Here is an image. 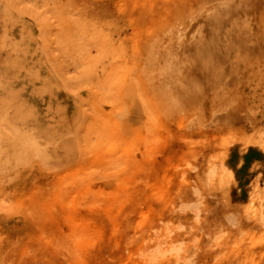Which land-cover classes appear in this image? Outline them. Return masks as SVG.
I'll return each mask as SVG.
<instances>
[{"label":"rangeland","instance_id":"374dc122","mask_svg":"<svg viewBox=\"0 0 264 264\" xmlns=\"http://www.w3.org/2000/svg\"><path fill=\"white\" fill-rule=\"evenodd\" d=\"M240 2L0 0V264H264V0Z\"/></svg>","mask_w":264,"mask_h":264},{"label":"bare ground","instance_id":"6f19581e","mask_svg":"<svg viewBox=\"0 0 264 264\" xmlns=\"http://www.w3.org/2000/svg\"><path fill=\"white\" fill-rule=\"evenodd\" d=\"M238 2H240L241 0H237ZM245 1V0H244ZM248 2V1H247ZM254 3V2H253ZM237 4H239V3H237ZM240 4H242L241 2H240ZM239 4V5H240ZM242 5H244L245 6V4H242ZM254 6H257V5H255L254 4ZM253 6V7H254ZM237 7L238 6H236V9L234 10V11H237L238 9H237ZM241 7H243V6H241ZM245 8V7H244ZM257 7H255V9H256ZM240 10H241V8H240ZM242 10H244V9H242ZM249 10V9H248ZM245 11V10H244ZM243 11V12H244ZM252 11V10H251ZM250 11V12H251ZM253 11H255V10H253ZM257 11V10H256ZM238 12V11H237ZM242 12V11H241ZM248 12V11H247ZM245 13V12H244ZM249 13V12H248ZM230 14V13H229ZM241 14V13H240ZM248 15V14H247ZM227 16V15H226ZM231 16V15H230ZM243 16V15H242ZM252 16V15H251ZM256 17V16H255ZM239 19V18H238ZM248 19V18H247ZM237 21H239V20H237ZM242 21V20H241ZM240 21V22H241ZM247 21V20H246ZM250 21V20H249ZM257 21V20H256ZM255 21V22H256ZM249 23V22H248ZM244 24H246V23H243L242 25H244ZM231 24H228V21H227V19L225 18V17H223V19L221 18V20L220 21H218L217 22V25H216V27H217V29L219 28V30H224V28H228L229 26H230ZM240 25V24H239ZM249 25V24H248ZM246 26V25H245ZM252 27V26H251ZM246 28H247V26H246ZM253 28V27H252ZM251 28V29H252ZM231 29V28H230ZM254 29H255V27L253 28V31H254ZM247 30H248V28H247ZM246 30V31H247ZM229 31V30H228ZM227 31V29H226V34H228L229 32ZM236 31V30H235ZM234 31V32H235ZM250 31V30H249ZM228 32V33H227ZM234 32H233V35H234ZM244 32V31H243ZM248 32V31H247ZM222 33H223V31H222ZM222 35V34H221ZM223 35H224V33H223ZM217 37H219L218 35H217ZM220 39H222V37L220 38ZM219 39V40H220ZM224 39H226L225 37H224ZM228 39V38H227ZM227 41V40H226ZM240 43V42H239ZM216 45L217 46H221L220 45V42L217 40L216 41ZM7 46V45H6ZM154 46H155V44H154ZM153 47V46H152ZM8 52V51H7ZM1 62V61H0ZM1 63H3V62H1ZM7 64V63H6ZM9 64V63H8ZM1 65V64H0ZM3 66V65H2ZM1 68H4V67H1ZM2 71V70H1ZM11 71V70H10ZM3 72V71H2ZM13 72V71H12ZM1 73V72H0ZM14 74V73H13ZM9 76H11V74L9 75ZM2 77V76H1ZM5 77V76H4ZM10 78V77H9ZM6 79V78H5ZM12 79V78H11ZM1 80V79H0ZM11 81H13V80H11ZM11 81H9L10 83H11ZM16 81V80H15ZM7 82V81H6ZM12 85V84H11ZM10 86V85H9ZM14 86V85H13ZM0 87H3L6 91H13L14 92V89L12 88V86L11 87H8L6 84H4V85H0ZM15 93V92H14ZM16 94V93H15ZM3 96V95H5L3 92H1V89H0V96ZM49 103V102H48ZM32 106V105H31ZM33 107V106H32ZM8 111V107H7V105L5 104V101H4V99H2L1 97H0V112H7ZM19 113V112H18ZM21 114V113H20ZM44 114V113H43ZM47 114H50V113H47ZM16 114L15 115H12V114H0V120H7L9 123H11V125H13L14 124V122L16 123ZM19 116V115H18ZM21 116V115H20ZM27 116H28V114H27ZM47 117V116H46ZM51 117V116H50ZM21 121V120H20ZM29 121V120H28ZM48 121V120H47ZM229 121H231V120H229ZM30 122V121H29ZM228 122V121H227ZM232 122V121H231ZM32 123V122H31ZM225 123V122H224ZM27 124V123H26ZM40 124V123H39ZM39 124H38V126H39ZM21 126H22V123L20 124ZM19 125V126H20ZM34 125H36V124H34ZM42 125V124H41ZM24 126V125H23ZM25 127V126H24ZM40 127V126H39ZM23 128V127H22ZM27 128V127H26ZM35 128H36V126H35ZM34 128H30V131H32ZM56 129V128H55ZM26 130V129H25ZM19 132V131H18ZM23 133H21V135H22ZM47 134V133H46ZM60 134H61V132H60ZM60 134H58V135H60ZM19 135V134H18ZM30 135V134H29ZM29 135L27 136V140H29L30 138H31V136H30V138H29ZM44 135V134H43ZM57 136V135H56ZM19 137V136H18ZM43 137V136H42ZM55 137V136H54ZM19 138H22V139H24L25 138V136H24V138L23 137H19ZM32 141V140H31ZM1 142H9V140L8 139H6L5 138V136H1V134H0V143ZM28 142H30V140L28 141ZM33 142V141H32ZM199 213V212H198ZM196 216H198V214L196 215ZM199 217V216H198ZM197 217V218H198ZM145 253V252H144ZM145 255H146V253H145ZM151 257V259H155L154 258V256H152V255H150ZM143 258H146V257H143ZM141 260H143L142 258H141ZM148 260H150V259H148ZM147 260V261H148ZM150 262V261H149ZM149 262L147 263V264H149ZM142 264H143V262H142ZM152 264H153V260H152Z\"/></svg>","mask_w":264,"mask_h":264},{"label":"water","instance_id":"95a60500","mask_svg":"<svg viewBox=\"0 0 264 264\" xmlns=\"http://www.w3.org/2000/svg\"><path fill=\"white\" fill-rule=\"evenodd\" d=\"M254 159H260V153H258L255 150H249L248 153L246 155L243 156V160H244V165L242 167V169H247V167L250 165V163L252 162V160ZM246 181L243 183L245 184ZM242 184V185H243ZM241 194L244 195V189L241 188Z\"/></svg>","mask_w":264,"mask_h":264}]
</instances>
